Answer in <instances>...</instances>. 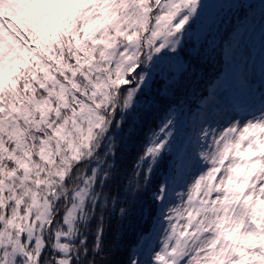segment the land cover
Segmentation results:
<instances>
[{
    "label": "snow or ice",
    "instance_id": "1",
    "mask_svg": "<svg viewBox=\"0 0 264 264\" xmlns=\"http://www.w3.org/2000/svg\"><path fill=\"white\" fill-rule=\"evenodd\" d=\"M0 264H264V0H0Z\"/></svg>",
    "mask_w": 264,
    "mask_h": 264
},
{
    "label": "trees",
    "instance_id": "2",
    "mask_svg": "<svg viewBox=\"0 0 264 264\" xmlns=\"http://www.w3.org/2000/svg\"><path fill=\"white\" fill-rule=\"evenodd\" d=\"M134 161V155H128L125 159V166L130 171ZM139 224L136 218L125 223V233L126 239L131 240L134 236V233L138 230Z\"/></svg>",
    "mask_w": 264,
    "mask_h": 264
}]
</instances>
